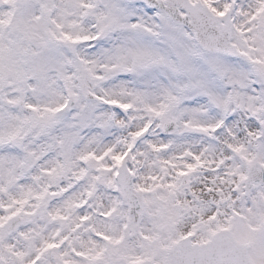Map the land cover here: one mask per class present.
<instances>
[{
  "label": "snow or ice",
  "instance_id": "1",
  "mask_svg": "<svg viewBox=\"0 0 264 264\" xmlns=\"http://www.w3.org/2000/svg\"><path fill=\"white\" fill-rule=\"evenodd\" d=\"M0 264H264V0H0Z\"/></svg>",
  "mask_w": 264,
  "mask_h": 264
}]
</instances>
